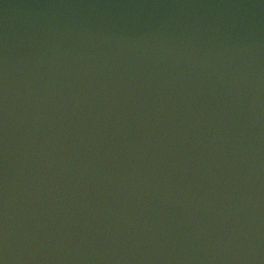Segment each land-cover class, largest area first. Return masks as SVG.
Returning <instances> with one entry per match:
<instances>
[{"label":"water","instance_id":"1","mask_svg":"<svg viewBox=\"0 0 264 264\" xmlns=\"http://www.w3.org/2000/svg\"><path fill=\"white\" fill-rule=\"evenodd\" d=\"M3 264H264V0H0Z\"/></svg>","mask_w":264,"mask_h":264},{"label":"snow or ice","instance_id":"2","mask_svg":"<svg viewBox=\"0 0 264 264\" xmlns=\"http://www.w3.org/2000/svg\"><path fill=\"white\" fill-rule=\"evenodd\" d=\"M0 264H3V261L2 260H0Z\"/></svg>","mask_w":264,"mask_h":264}]
</instances>
